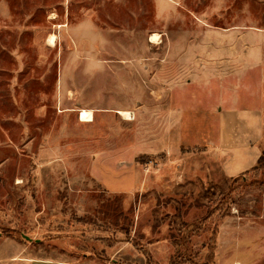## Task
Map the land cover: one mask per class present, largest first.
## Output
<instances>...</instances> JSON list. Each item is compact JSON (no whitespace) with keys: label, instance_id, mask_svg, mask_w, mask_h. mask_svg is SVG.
Segmentation results:
<instances>
[{"label":"rangeland","instance_id":"rangeland-1","mask_svg":"<svg viewBox=\"0 0 264 264\" xmlns=\"http://www.w3.org/2000/svg\"><path fill=\"white\" fill-rule=\"evenodd\" d=\"M230 105L263 119L233 177L216 153ZM11 237L81 263L264 264V0H0Z\"/></svg>","mask_w":264,"mask_h":264},{"label":"crops","instance_id":"crops-1","mask_svg":"<svg viewBox=\"0 0 264 264\" xmlns=\"http://www.w3.org/2000/svg\"><path fill=\"white\" fill-rule=\"evenodd\" d=\"M262 116L259 109L230 105L219 107V137L217 155L225 160L222 171L233 177L253 167L261 157L263 136ZM0 264H95L92 260L81 263L34 255L14 238L0 244Z\"/></svg>","mask_w":264,"mask_h":264},{"label":"bare ground","instance_id":"bare-ground-1","mask_svg":"<svg viewBox=\"0 0 264 264\" xmlns=\"http://www.w3.org/2000/svg\"><path fill=\"white\" fill-rule=\"evenodd\" d=\"M157 38H158L157 34H154L151 39H152V41H156ZM55 39H56V36L55 35H51L49 37V41L50 42H54ZM121 114L123 115V117L125 119H129L130 120L133 117V113L131 111H127V110L126 111H121ZM93 118H94V113H93L92 110L82 109L80 111V120H82L84 122H90V121L93 120Z\"/></svg>","mask_w":264,"mask_h":264}]
</instances>
